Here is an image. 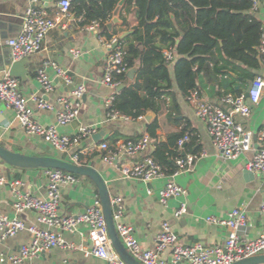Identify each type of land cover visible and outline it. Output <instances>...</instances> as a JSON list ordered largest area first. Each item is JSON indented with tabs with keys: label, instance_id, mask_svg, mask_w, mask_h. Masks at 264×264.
Returning <instances> with one entry per match:
<instances>
[{
	"label": "crops",
	"instance_id": "1",
	"mask_svg": "<svg viewBox=\"0 0 264 264\" xmlns=\"http://www.w3.org/2000/svg\"><path fill=\"white\" fill-rule=\"evenodd\" d=\"M31 0H0V78L10 74L14 61L11 57L7 41L21 32L23 15ZM61 0H37L36 5L44 8L50 15L60 11ZM118 13H113L108 21V30L114 36L121 38L134 31L138 20L135 4L128 5V0H120ZM254 15L263 24L264 39V0H261ZM82 18L70 11L64 14L58 27L52 29L46 38L44 47L39 52L21 61L20 72L25 77H17L21 81V92L30 97L33 94L44 96L54 103L53 109H39L37 103L30 100L29 105L36 112V119L46 125H54L60 134L75 135L82 128H90L93 134L101 133L103 141L112 146L122 140H137L149 134L147 128L154 120H158L157 138L151 137L148 150L136 155L121 158L134 164L147 156L154 154L157 145L170 144L185 131L193 132V151L201 154L195 167L190 171H183L173 176L152 181L125 177L116 164L103 159V152L98 148L93 135L85 137L74 150L80 153L84 165L92 166L103 176L111 198L122 196L124 199V221L134 228V233L142 248L154 249L156 237L164 221L171 223L177 233L180 243L184 245L202 242L211 246L225 243L229 229L225 225H218L207 217L225 218L234 208H244L248 214V224L240 234L245 239H252L264 233V174H255L252 179H246L244 171L254 151L246 152L237 159H226L213 143L207 125L196 115L195 106L180 91L174 77V62L170 63L175 97H164V104L159 113L148 111L138 118H110L107 100L114 93L119 92L123 84L135 81L139 66L131 68L127 79L116 90L105 84L103 78L108 64L109 49L96 31L88 30L82 25ZM129 32V33H128ZM127 33V34H126ZM104 37V36H102ZM72 49H78L81 54L74 56ZM261 54V53H260ZM261 67L255 70L257 75L264 76V64L260 55ZM55 61L64 68H68L77 84L86 85V93L82 99V107L75 121L69 124H58V110L62 107L58 103L61 96H68L73 89L58 78L53 67L48 68V74L54 80V90L45 94L37 80V70L48 61ZM127 81V83H126ZM200 94L207 101L221 103L218 80L201 76ZM252 81L239 80L237 86L249 88ZM242 91V90H241ZM243 92V91H242ZM245 128L254 133V147H257V135L264 128V94L260 102L253 106L249 117H237ZM0 144L13 151L30 155H47L70 160L69 153L58 150L52 144L39 136L29 135L21 125L13 110L7 108L0 101ZM187 146V145H186ZM186 149V148H185ZM189 151L192 153L193 151ZM182 152V151H181ZM193 154H195L193 152ZM0 173L8 180H21L22 191L30 192L39 198L47 196L49 177L44 168H19L7 164L0 158ZM173 180L187 193L184 196L172 197L166 204L159 200V191L165 184ZM151 192V193H150ZM100 199L99 190L94 181L81 176L80 182L62 188L60 212L65 215H76L86 211ZM15 197L9 184H0V211L10 217L18 216L27 224H41L39 213L27 210L18 214L14 207ZM182 202H186L188 211L179 217L175 216ZM87 226L82 225L77 232L63 231V237L68 242L86 244ZM32 235L24 230L15 236L1 238L0 232V264H14L9 257L20 251L22 245L29 244ZM163 258H171L170 249L161 253ZM107 260L95 256H86L80 249L54 247L42 252L39 256L30 258L17 264H107Z\"/></svg>",
	"mask_w": 264,
	"mask_h": 264
},
{
	"label": "built area",
	"instance_id": "2",
	"mask_svg": "<svg viewBox=\"0 0 264 264\" xmlns=\"http://www.w3.org/2000/svg\"><path fill=\"white\" fill-rule=\"evenodd\" d=\"M72 0H61L60 11L56 15H50L47 10L36 5L37 0H31L23 15L21 32L11 37L7 44L10 47L11 57L14 61L22 60L42 50L48 33L58 27L64 14L70 12ZM252 8L256 10L261 0H251ZM88 30L100 32V22L92 21L87 25ZM109 49L108 64L103 82L115 90L121 84L114 80L115 74L128 73L130 70L124 58V50L119 38L111 39L102 37ZM74 56L81 54L78 49H72ZM260 53L264 64V39L260 46ZM168 63L175 59L173 50L165 51ZM53 67L58 78L64 84L72 87L68 96H61L58 103L62 107L58 110V124L65 125L74 121L81 110L82 99L86 93L84 83L77 84L68 68H64L55 61L48 60L37 70V80L45 94L54 90V80L48 74V68ZM19 78L6 74L0 78V101L13 110L21 125L31 136H39L52 144L58 150L69 153L70 160L77 164H83L80 153L74 150L85 137L93 135L90 128H82L75 135L60 134L54 125L46 126L36 119L35 110L29 105L30 100L37 103L39 109H53L54 103L44 96L36 94L26 97L21 92ZM241 94L226 93L221 103L207 101L202 98L199 90H193L187 97L195 106L196 115L207 125L210 136L216 148L226 159H237L240 155L254 151L247 163L248 170L255 174H264V128L257 135V147H254V133L247 130L237 120V117H249L254 105L258 104L264 94V76L257 75L247 90ZM112 94L107 100L110 108L115 97ZM130 118L125 115L113 113L110 118ZM190 141V134L186 133L178 140L179 151L185 149ZM151 145V137L147 133L137 140H122L111 146L106 141H101L98 148L103 152V159L111 164H116L120 172L127 178H138L144 181H152L165 177L167 173L152 155L142 161L130 164L121 161V158L136 155L148 150ZM201 154L186 153L176 158L177 170L173 176L183 171H190ZM49 184L47 196L39 198L30 192L21 189V180H8L0 173V184H9L15 197L14 207L18 214L27 210H35L39 213V222L45 226L27 224L18 216L10 217L0 211L1 238L15 236L19 232L27 230L32 235L29 244L22 245L20 251L9 257L10 262L17 264L54 247L67 249H80L86 256L95 255L107 260V264H128L116 251L109 236L108 225L100 199L86 211L76 215H65L60 212L62 188L70 184L80 182V175H76L61 169H47ZM151 193V192H150ZM186 189L173 180L168 181L159 191V200L166 204L172 197L184 196ZM114 221L120 238L130 253L142 264H232L243 258L264 254V233L252 239H245L240 234L243 227L248 224V214L244 208L232 209L225 218L209 216L207 220L225 225L229 229V235L223 244L205 245L202 242L184 245L180 243L177 233L172 229L169 221H164L161 230L156 237L154 249L142 248L137 239L134 228L124 221V199L115 196L111 199ZM264 210V204L262 205ZM188 206L182 202L175 216L179 217L187 213ZM87 226L86 244L68 242L62 232H77L79 227ZM170 249L171 258H163L161 253Z\"/></svg>",
	"mask_w": 264,
	"mask_h": 264
},
{
	"label": "trees",
	"instance_id": "3",
	"mask_svg": "<svg viewBox=\"0 0 264 264\" xmlns=\"http://www.w3.org/2000/svg\"><path fill=\"white\" fill-rule=\"evenodd\" d=\"M119 1L72 0L70 11L82 18V25L99 21V34L111 39L114 34L107 23ZM134 4L138 23L119 41L129 69H139L135 81L115 94L109 117L113 113L131 118L148 111L159 113L164 97H175L166 50L175 54V81L187 97L200 89L203 75L219 81L220 95L241 94V89H236L239 77L252 81L257 76L263 24L254 15L251 0H128L130 7ZM126 79L127 73L114 75L121 84ZM158 128L157 119L148 125L150 137L157 138ZM186 133L190 134L185 147L189 153L194 145L192 131L178 135L170 146L162 142L157 145L153 157L167 174L178 168L175 161L182 154L177 143Z\"/></svg>",
	"mask_w": 264,
	"mask_h": 264
},
{
	"label": "water",
	"instance_id": "4",
	"mask_svg": "<svg viewBox=\"0 0 264 264\" xmlns=\"http://www.w3.org/2000/svg\"><path fill=\"white\" fill-rule=\"evenodd\" d=\"M117 13H118V9L115 10V14ZM21 65H22L21 61L12 63V66L10 68V75L15 76V77L24 78L25 72H20L19 70V67ZM129 72L130 71H128L127 74H129ZM239 80L242 81L243 78L239 77ZM124 85L125 84L121 85L119 89L121 90ZM236 89H241L243 92L248 93L247 92L248 89L245 87L237 86ZM102 137L103 135L101 133L93 134V138L97 143L103 140ZM181 154L182 155L186 154V150L183 149ZM0 158L3 159L7 164L16 166L19 168L61 169V170H64V171H67V172H70L76 175L87 176L91 178L99 190L100 201H101L104 213H105L109 236L112 240V244L114 248L119 253L121 258L124 261H126L128 264H142L126 248L122 239L120 238V235L118 234V231L116 229V224L114 221L113 207L111 203L112 198H111L108 186L103 176L94 167L84 165V164H77L72 161L62 159L59 157H54V156L30 155V154H26L23 152H17V151H13L8 148H5L1 144H0ZM244 174H245L246 179H252L255 176L254 172L248 169L244 171ZM232 264H264V254L243 258Z\"/></svg>",
	"mask_w": 264,
	"mask_h": 264
}]
</instances>
